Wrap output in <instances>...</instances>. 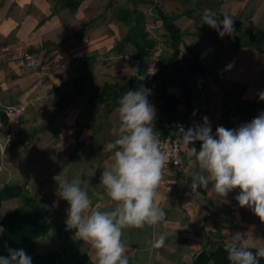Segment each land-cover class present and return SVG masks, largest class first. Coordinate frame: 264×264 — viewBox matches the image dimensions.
Returning a JSON list of instances; mask_svg holds the SVG:
<instances>
[{
    "label": "rangeland",
    "instance_id": "obj_1",
    "mask_svg": "<svg viewBox=\"0 0 264 264\" xmlns=\"http://www.w3.org/2000/svg\"><path fill=\"white\" fill-rule=\"evenodd\" d=\"M155 1L167 13L171 12L177 15L194 5V0ZM242 1L237 0V2ZM120 7L131 10L133 7L132 0H102L101 3L97 2L95 22L84 28L83 31H79V34L74 37L75 46L71 50L62 54L57 53L51 58L52 65L56 66V71H54L58 73L55 77L61 80V78L71 79L83 75L86 70V61L78 58L80 55L96 54L93 73L90 81L83 88L82 96L53 122L49 119L52 110L50 103L35 106L36 103L41 102L40 97H36L34 101L23 103L26 104L27 109L23 117L20 137L3 153L0 152V187L4 184H19L25 186L29 195L35 194L36 191L39 192L40 205L46 211L44 217L46 222L53 221L66 225L69 204L56 195L58 184L53 180L55 175L61 173L69 181L79 178L82 181V190L88 193L95 207L100 210H110L115 206L106 196L105 189L101 184V177L113 159V154L103 151V149L104 145L114 140L110 134V128L118 122V114L116 109L112 113L104 114L103 108L93 106L91 100L99 93L104 82H122L123 79L129 78L136 72V62L132 59L135 49L129 43L120 45V39L125 36L128 30L126 25L116 21L115 11ZM140 7L145 13V29L150 36L148 27L154 23L150 6L140 5L138 8ZM213 7L216 13L227 15L233 19L234 32L237 31L238 33L239 30L255 27L251 25L249 10L242 8L241 12L238 13L234 0H218ZM234 13H236L235 16ZM202 15L199 18H194V22L188 28L184 25V18L177 21L183 32L184 41L187 39L186 36H192L190 39L199 52L200 49L203 50L207 47L205 46L206 42L199 35L203 34L206 29H212L207 24H203ZM82 39H87L88 44L83 45ZM168 51L166 49V53ZM181 51L184 53V46L181 47ZM22 53H17L13 60L21 64L22 67L33 71L36 76L41 77L43 74L42 65L46 56L36 58L37 66L29 68L21 57ZM63 55L67 58L66 61L61 59ZM208 55H211V52ZM57 63L58 65H56ZM65 88H69V86H65ZM148 101L154 107L153 127L157 137H160L158 110L154 100L148 97ZM203 109H206V103ZM261 113L260 110H256V112L253 110V117L256 118ZM182 148L186 147L183 146ZM173 170L175 169H171V172ZM191 171L192 167L186 172L180 171L177 175L175 174V179H170V172L166 175L164 184H160L159 188L167 191L161 195L162 200L160 202V207L166 214L165 220H172L168 213L174 212V209L176 212L178 209L179 196L194 194L189 179L191 178ZM171 197L174 198V202L170 200ZM170 202L173 207L169 206ZM23 207L20 200L5 202L0 211V218L14 208ZM183 214H185L183 209L176 212L177 216ZM209 222H212V218ZM159 227L158 225L155 227L145 225L143 228L129 227L122 230L121 239L125 246V255L129 264H160L156 260V256L162 258L163 264H168V260L172 263L175 261L181 264L182 260L183 262L188 260L189 256L198 250L199 239L201 241L199 247L205 245L208 246L205 249L213 250V247L217 245L216 234L212 232L209 235L207 233L202 234L200 226L193 229L195 232L198 231L197 233L191 234H186L182 232L184 230L179 228L170 233L165 230V227L161 226V229ZM164 233L167 234L164 246L159 249L153 248L150 242ZM74 239L80 242L81 252L88 253L91 259L94 257L97 260L95 250L88 243L81 241L77 236H74ZM34 245V249L28 255L30 257L34 255L44 256L59 248V240L53 231H48L37 238Z\"/></svg>",
    "mask_w": 264,
    "mask_h": 264
},
{
    "label": "clouds",
    "instance_id": "obj_2",
    "mask_svg": "<svg viewBox=\"0 0 264 264\" xmlns=\"http://www.w3.org/2000/svg\"><path fill=\"white\" fill-rule=\"evenodd\" d=\"M202 20L221 37L234 32L233 19L227 15L221 20L216 12L205 8ZM150 94L151 89L146 88L123 94L116 109L118 122L110 128L114 140L104 145L103 151L113 154L101 177L106 196L115 205L112 209L95 207L79 178L69 181L62 173L53 177L58 184L56 195L69 204L67 228L75 230L74 235L95 250L97 264H129L122 230L155 226L165 220L158 188L167 157L154 131L155 110L148 101ZM179 140L185 147L202 142L199 152L192 147L189 153L196 157L200 169L192 177L193 192L207 189L209 182L213 183L211 192L219 197L239 189L235 197L239 206L248 207L264 222V112L238 129L218 126L215 136L205 116L202 125L182 129ZM166 235L160 234L151 246L163 247ZM229 239L225 250L231 264H259L258 258H264V247L254 254L241 233ZM7 250L9 255L0 256V264H32L24 249Z\"/></svg>",
    "mask_w": 264,
    "mask_h": 264
},
{
    "label": "crops",
    "instance_id": "obj_3",
    "mask_svg": "<svg viewBox=\"0 0 264 264\" xmlns=\"http://www.w3.org/2000/svg\"><path fill=\"white\" fill-rule=\"evenodd\" d=\"M74 1L78 2V5L72 11L65 6L64 2H60V0H0V96L2 97L0 101L3 100L2 102L4 103H26L31 100L34 101L36 97H40L41 102L36 103L35 106L41 105L42 103H50L52 110L49 119L52 122L69 108L53 117L55 105L59 99L57 89L61 84L70 79L61 78L60 80V78L55 77L58 73L55 72L56 66L52 65L53 61L51 58L55 54H62L75 46L74 37L79 34V31H83L84 28H87V26L95 22L97 2L101 3L102 0ZM214 1L217 3L218 0ZM234 4L237 6L235 8H238V13L241 12L242 8L248 9L251 25L264 30V0H243L242 2L234 0ZM139 6L136 9L142 11L141 7L138 8ZM119 9H125V7H120L115 12ZM162 10L168 15H177L171 12L167 13L163 8ZM183 18L186 28L194 22L193 17H179L175 21L178 27L177 21ZM116 21L123 24L119 19ZM124 37L120 40L122 41ZM190 37L186 36L187 39L184 41L186 47H194V43ZM189 39L190 42H188ZM202 40L206 42L205 46H207L203 50L200 49L199 52L200 60L207 70V73L202 77L207 98L206 109H202L200 99L194 95L191 99V121L193 126L202 125L203 117H208L212 135L215 136L216 128L223 126L221 118L223 88H228L231 84L244 85L246 89L242 94L243 100L254 104H264V99H261V93H264V53L245 47L232 48L217 42H209L206 38ZM19 52H28L34 58L46 56V60L42 65L43 74L41 77L36 76L33 71L22 67L21 64L13 60ZM209 52H211V55H208ZM182 54L188 56L186 50ZM91 58H94V64L97 58L96 54L80 55L78 59L87 61V59ZM61 59L66 61L67 58L63 55ZM60 76L62 77V75ZM168 91L176 97H179L181 93L178 85L170 87ZM156 107L159 114L158 106L156 105ZM179 110L182 113L184 107L181 106ZM253 110L256 112V110L260 109L253 106L252 112ZM246 123L249 122L238 117L233 127L234 129H238ZM199 150L196 148L197 152ZM182 153L183 161L181 166L179 168H173L175 170L171 174L169 173V177L173 179L180 171L186 172L192 167L191 178H189L192 183L193 175L200 172L199 165L195 156L190 157L189 147L182 148ZM172 182L175 183V181ZM212 187L213 183L209 182L207 189L197 188L194 194L179 196L176 212L183 209L185 214L177 216L174 209V212L170 211L168 213L170 219H172L171 221L164 220L157 225L165 227V230L170 233L179 228L180 230H184L182 232L186 234L197 233L198 231L195 232L193 229L196 226H200L203 229L200 231L202 234L207 233L209 235L211 232L216 234L217 245L213 247L214 249L221 242L225 244L230 243L229 238L237 232L243 235V238L248 242L249 248L258 249L259 247H264V222L248 207L239 206L235 197L239 194L240 190L234 189L227 197H219L214 192H211ZM158 192L161 202V195L167 191L158 188ZM170 200L174 202L173 197ZM169 206L173 207L171 202ZM210 218H212L211 223L209 222ZM183 223L184 225H182ZM156 232H158L157 229ZM198 241V250L192 253L188 260L184 262L182 260L181 264H188L194 254L202 248L208 247L205 245L199 247L201 241L200 239ZM88 256L91 259L89 254ZM92 259L94 264H97V260L94 257ZM156 260L160 264L162 263V258L156 256ZM173 262L168 260V264H178L175 261Z\"/></svg>",
    "mask_w": 264,
    "mask_h": 264
},
{
    "label": "trees",
    "instance_id": "obj_4",
    "mask_svg": "<svg viewBox=\"0 0 264 264\" xmlns=\"http://www.w3.org/2000/svg\"><path fill=\"white\" fill-rule=\"evenodd\" d=\"M60 2H64L65 6L72 11L78 5V2L74 0H60ZM214 3L216 4L214 0H194V5L184 10L180 15L166 14L155 0H132V10L119 9L116 12L117 19L128 26L127 34L120 45L129 43L135 49L132 59L136 62V74L123 79L122 82L104 83L100 92L91 100V104L102 107L104 113L109 114L119 107V100L124 93L144 88L141 76L153 41L145 29V13L137 10L136 7L149 5L154 22L161 24L166 44L153 81L154 102L159 109V136L162 138L169 135L174 129V123L179 119L184 122L187 128L193 127L191 99L194 96L196 81H202L207 70L200 60L199 50L185 46L183 32L175 21L181 16L199 18L205 8L215 12ZM217 14L222 20L223 16ZM222 30L221 27L220 31ZM199 37L236 49L245 47L264 53V30L255 27L239 30L238 33L236 31L231 35L226 34L223 37L213 28L206 29ZM182 46L188 56L182 54ZM166 49L169 50L167 53ZM93 61L94 58L87 59L83 75L67 80L58 87L59 99L56 102L53 117L66 110L82 95L83 88L90 81L92 75ZM176 85L181 90L179 97L168 91L170 87ZM65 86H69V88H65ZM245 89L246 87L240 84H231L229 88H223L221 118L223 127L226 129H234L233 126L238 117L250 123L254 119L253 106L264 111V104H254L242 99ZM181 106L184 107L182 113L179 110ZM201 144L200 141H194L188 147L200 149ZM38 193L36 191L35 194L29 195L25 186L19 184H4L0 187V211L3 203L11 200H20L24 206L23 208H14L0 218V256L7 257L9 255L8 248L24 249L28 254L34 249L37 238L48 231H53L59 240V248L44 256H32V264H94L87 253L80 251V242L74 239L75 230L68 229L64 223L44 220L46 211L40 205ZM225 245L221 242L213 250L202 248L193 255L188 264H231L227 258L228 253L225 250ZM249 250L255 254L256 249L249 248ZM258 259L259 264H264V258Z\"/></svg>",
    "mask_w": 264,
    "mask_h": 264
},
{
    "label": "built area",
    "instance_id": "obj_5",
    "mask_svg": "<svg viewBox=\"0 0 264 264\" xmlns=\"http://www.w3.org/2000/svg\"><path fill=\"white\" fill-rule=\"evenodd\" d=\"M151 10V8H150ZM152 14V12H151ZM151 35L149 36L153 45L150 49L144 72L141 76V80L144 82V88L151 89V94L148 96L151 100H154L155 92L153 89L154 76L158 72L161 57L165 51V39L163 37V30L160 23H152L148 27ZM83 45L88 44L87 39L82 40ZM22 59L25 61L26 66L34 68L38 62L30 53L23 52L21 54ZM194 95L197 96L201 103L202 109L205 108L206 95L204 91V85L201 80H197L194 87ZM27 106L23 103H4L0 101V152L3 153L13 143H15L21 134V122L26 113ZM201 114V113H200ZM194 127V126H193ZM182 129L187 131V127L184 122L179 119L174 123L173 131L165 136L158 137L161 144L162 151L166 154L167 162L163 169V179L161 184H164L166 175L171 172L173 168H179L183 161L182 147L184 146L180 140V134Z\"/></svg>",
    "mask_w": 264,
    "mask_h": 264
}]
</instances>
